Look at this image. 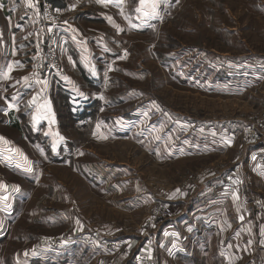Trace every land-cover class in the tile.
Instances as JSON below:
<instances>
[{
    "label": "rangeland",
    "instance_id": "rangeland-1",
    "mask_svg": "<svg viewBox=\"0 0 264 264\" xmlns=\"http://www.w3.org/2000/svg\"><path fill=\"white\" fill-rule=\"evenodd\" d=\"M60 3L47 26L35 0L0 10V137L26 158L0 165V264H264V0ZM219 191L222 229L196 220L208 250L176 255L189 202Z\"/></svg>",
    "mask_w": 264,
    "mask_h": 264
},
{
    "label": "crops",
    "instance_id": "crops-1",
    "mask_svg": "<svg viewBox=\"0 0 264 264\" xmlns=\"http://www.w3.org/2000/svg\"><path fill=\"white\" fill-rule=\"evenodd\" d=\"M25 0H0V5L3 6H7L9 5V7L12 8V10L15 8V6H19L21 5L20 3H22ZM28 1V0H27ZM2 7H0V10L2 9ZM17 8V7H16ZM18 10V9H15ZM10 40V39H9ZM0 42H6V39H0ZM21 42H19L18 45H20ZM13 47H16V45L14 43L11 44ZM4 139L0 140V165H2V167H7L9 169H26L25 165L22 162L26 161V158H24V155H22L19 151L17 152V145L18 144H14V148L12 147V140L11 138L8 140V137L2 136ZM16 150V152H14ZM20 164V165H19ZM23 164V165H22ZM1 173H3V170L0 171ZM1 175V174H0ZM2 176V175H1ZM3 177V176H2ZM1 178V177H0ZM4 177H3V181L0 180V214L3 213L4 217H0V223H4V220L7 221L8 220V215H11V207L14 204V201L10 200L8 197V194L10 193V191L8 190V184L7 182L4 181ZM228 193H234V192H228ZM227 193H223L222 191L217 192L216 195V201L209 203V201L207 203L204 202H198L196 203V205L192 204L189 202L188 207L190 208V213H188L187 217H185L184 221H186V223H184L186 225V229L189 231V229L195 230L197 231L196 235H193V237L186 236L185 239H179L176 240L175 243H173L174 248L176 249V255H181V254H198L200 250L202 249H206V251L208 250V246L205 245V248H203V241H204V237H206L205 233L202 232V230L197 229V222L202 221L203 217H208L209 218V222H210V226H213L214 223H216L218 226L217 228L222 229L221 225L224 218H221L220 213L222 208L218 205V201L221 202L222 198L224 197V195H226ZM207 204V205H205ZM221 204V203H220ZM212 205H214V207H212ZM11 206V207H10ZM10 207V208H9ZM6 217V219H5ZM198 219V220H197ZM197 220V222H196ZM208 220H205V222H207ZM247 227L245 228H239L233 238V242L232 244L234 245V248L238 249V251H241V255L243 256V251L246 250H250L253 252V250L256 251V254L258 253V238L257 236H254L252 229V225L250 222L246 223ZM208 226V225H206ZM197 229V230H196ZM242 230H244V232H248V236L247 239L248 241H244L242 243V238H241V234H242ZM178 232H176V237ZM0 237H2L0 235ZM175 237V238H176ZM225 236H223L221 239H219V243L216 244L215 248H219L218 251L219 252H229L227 251V248L230 247L227 244L228 239L224 238ZM197 242L202 243L201 245H196L198 244ZM220 243H222V245H220ZM245 243V244H244ZM231 244V243H230ZM229 250V248H228ZM214 251V248H213ZM212 251V252H213ZM226 257H228L226 254H224ZM258 255V254H257ZM250 258H248L246 256V259H244V261H241L240 263H236V264H253V262H249ZM231 264H235L232 261H230Z\"/></svg>",
    "mask_w": 264,
    "mask_h": 264
},
{
    "label": "built area",
    "instance_id": "built-area-1",
    "mask_svg": "<svg viewBox=\"0 0 264 264\" xmlns=\"http://www.w3.org/2000/svg\"><path fill=\"white\" fill-rule=\"evenodd\" d=\"M35 3L37 4L39 15L45 20L43 25L47 26L48 23H52L57 20L54 14L52 13V8L55 7L54 3H52V0H35ZM37 35L44 36L43 32L40 30L37 31ZM41 45L44 52L43 56L44 58H47L48 54L50 53V50L54 51V42L51 40V38L46 39L43 37L41 39ZM221 188L223 190L230 189L233 191H240L241 183L234 175H228L227 177H225ZM149 259V257L142 254L139 260L143 261V263L141 264H150ZM258 264H260V262Z\"/></svg>",
    "mask_w": 264,
    "mask_h": 264
},
{
    "label": "snow or ice",
    "instance_id": "snow-or-ice-1",
    "mask_svg": "<svg viewBox=\"0 0 264 264\" xmlns=\"http://www.w3.org/2000/svg\"><path fill=\"white\" fill-rule=\"evenodd\" d=\"M98 3H104V4H107V3H110L111 0H97ZM140 4H141V8H137L136 11L137 12H143V15L145 17L149 16V15H152V16H156L158 15V12H157V9L159 7V0H140ZM144 5H148L151 9V11H144L143 10V6ZM0 7H2V5H0ZM72 8H75V5H72L71 6ZM109 19L111 20V17H109ZM66 23V22H65ZM122 30V29H121ZM127 55V52L125 51V57ZM125 57H122V58H125ZM9 71H11V68H9ZM106 75V74H105ZM25 80H27L28 78L25 77L24 78ZM65 79H67V77H65ZM37 83H42L41 81H37ZM43 83H46V82H43ZM81 95H83V93H81ZM45 108L47 109V115H42L40 118L42 119H49L50 116H51V111H50V106L49 105H45ZM34 119H36L34 117ZM97 128H99V125H97ZM103 138H107V137H103ZM159 138V137H157ZM4 138L3 137H0V140H3ZM60 139L62 140L63 137H60ZM227 144H231L232 143V140L231 139H226L225 141ZM53 147L55 148V145H53ZM18 151V150H17ZM82 154V153H81ZM31 170V169H30ZM178 191V190H177Z\"/></svg>",
    "mask_w": 264,
    "mask_h": 264
},
{
    "label": "trees",
    "instance_id": "trees-1",
    "mask_svg": "<svg viewBox=\"0 0 264 264\" xmlns=\"http://www.w3.org/2000/svg\"><path fill=\"white\" fill-rule=\"evenodd\" d=\"M52 1H53V3H55L57 6H61V7L65 6L64 4L60 3V0H52Z\"/></svg>",
    "mask_w": 264,
    "mask_h": 264
}]
</instances>
